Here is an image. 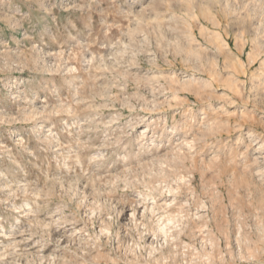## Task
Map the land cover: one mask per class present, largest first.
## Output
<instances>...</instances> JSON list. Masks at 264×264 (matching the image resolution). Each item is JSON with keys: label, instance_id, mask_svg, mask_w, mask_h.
<instances>
[{"label": "rangeland", "instance_id": "1", "mask_svg": "<svg viewBox=\"0 0 264 264\" xmlns=\"http://www.w3.org/2000/svg\"><path fill=\"white\" fill-rule=\"evenodd\" d=\"M0 234V264H264V0H0Z\"/></svg>", "mask_w": 264, "mask_h": 264}, {"label": "bare ground", "instance_id": "2", "mask_svg": "<svg viewBox=\"0 0 264 264\" xmlns=\"http://www.w3.org/2000/svg\"><path fill=\"white\" fill-rule=\"evenodd\" d=\"M6 234V233H5ZM3 235L2 234H0V237H2ZM6 236V235H5Z\"/></svg>", "mask_w": 264, "mask_h": 264}]
</instances>
